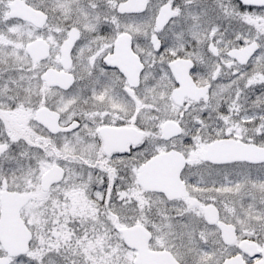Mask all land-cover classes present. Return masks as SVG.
Wrapping results in <instances>:
<instances>
[{"label":"snow or ice","instance_id":"obj_1","mask_svg":"<svg viewBox=\"0 0 264 264\" xmlns=\"http://www.w3.org/2000/svg\"><path fill=\"white\" fill-rule=\"evenodd\" d=\"M0 264H264V0H0Z\"/></svg>","mask_w":264,"mask_h":264}]
</instances>
